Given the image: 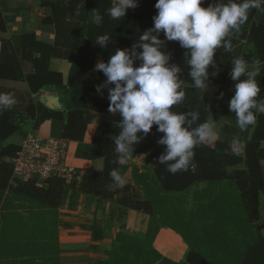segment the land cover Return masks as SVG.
I'll use <instances>...</instances> for the list:
<instances>
[{
    "label": "trees",
    "instance_id": "16d2710c",
    "mask_svg": "<svg viewBox=\"0 0 264 264\" xmlns=\"http://www.w3.org/2000/svg\"><path fill=\"white\" fill-rule=\"evenodd\" d=\"M156 2L157 0H135L136 7L128 8L123 17L113 20L108 14L113 0H56L50 4L52 15L45 18L46 22L54 25L56 39L53 45L38 41L33 33L14 34L8 39H1L0 53V79H24L29 88L27 93L15 94L10 89L0 87V93H11L15 99L11 107L0 109V142L13 136L19 129L14 123L15 113L28 115L34 127L55 115L42 105L34 103L31 94L46 84L62 82L61 73L50 70L48 62L51 57L65 58L70 62L67 85L72 89L70 97L73 108L68 110L64 120L63 138L78 142V156L102 159L103 162L101 169L87 171L81 175L80 191L101 199H112L116 195L117 202L122 206L149 214H152L154 209V201L160 199L157 193H148L146 199H140L130 184L121 187L110 175L113 171L118 173L123 164L121 160L124 161L126 155L118 153L115 145V138L122 130V115L120 114L115 123H100L90 144H85L83 137L90 114L93 111L106 112L110 104L109 99L95 96L99 84L107 82L103 70L93 68L92 57L95 50L100 48L103 51L104 63H108L116 51L127 50V54L133 59V66L139 67L142 61L138 56L143 51L140 45L144 43L140 37L154 28L153 18L158 14ZM227 2L228 0H203L202 6ZM235 2L241 3L242 0ZM260 8L264 9V3L261 1ZM68 10L74 14L68 16ZM92 11L100 14L99 24L93 22ZM5 29L6 20L0 11V31ZM101 35L108 36L103 45L96 43L97 37ZM153 35H157L162 42L160 49L169 57L167 64L179 69L177 77L182 81L180 90L185 93L184 99L173 105L170 110L185 115L183 126L192 131L208 121V101L204 97V88H197L189 74V50L182 47L178 40H167L163 31L153 32ZM243 40L246 42V48L242 50L239 43ZM225 42L231 44V50L225 49ZM237 58L245 60L247 71H250V66L259 69V75L255 77L260 88L255 97L257 108L251 110L257 119L254 125L247 126L253 130L250 140L242 149L232 147L227 139L217 141L213 145L198 141L192 150L193 155L189 157L188 167L172 173L168 170V165L175 161H160L167 146L160 144L159 140L165 134L157 130L158 125L153 124L147 134L143 131L137 133L139 140L131 145L130 153L147 157L152 166L157 192H183L200 181H233L240 193L246 222L250 224L259 218L260 200L261 196L264 197V167L261 163L264 160V147L261 145L264 140V113L258 111L260 103H264V11L250 9L245 24L239 31L230 30L221 46L215 50L213 62L207 68L208 78L205 86H218L217 106L224 115L235 121V113L230 110L229 103L237 83L231 79V69ZM256 60L259 64H254ZM247 78V75L241 77ZM193 113L198 114L195 120L192 118ZM17 150L18 144L9 143L0 151V190L6 189L9 193L19 194L49 209L56 208L66 188L65 180L49 178L39 185L33 179L23 181L13 176L11 159ZM133 174L134 181L138 183L135 170ZM187 261L191 264H211L195 252L188 254ZM238 264H264V237L247 240L243 257Z\"/></svg>",
    "mask_w": 264,
    "mask_h": 264
},
{
    "label": "crops",
    "instance_id": "0c3cea01",
    "mask_svg": "<svg viewBox=\"0 0 264 264\" xmlns=\"http://www.w3.org/2000/svg\"><path fill=\"white\" fill-rule=\"evenodd\" d=\"M55 1L0 0V11L6 20L5 31H0V53L1 39L14 34L33 33L38 41L53 45L54 25L45 18L52 15L50 4ZM72 14L71 10L67 11L68 16ZM239 44L242 50L246 48L244 40ZM102 52L97 48L92 57L95 69L98 63L105 61ZM166 66L171 68L169 64ZM48 67L61 73L62 82L42 86L31 98L55 115L36 127L33 121H25L13 136L0 142V151L5 145L17 144L27 133H32L42 138L64 139L65 163L81 175L101 169L102 159L78 156V142L62 135L67 112L73 108L72 89L67 85L70 62L51 57ZM25 69L27 71L28 67ZM254 69L250 66V71ZM0 87L15 94L29 90L24 79H0ZM114 87V83L101 82L95 96L109 99V90ZM217 90V85L204 87L208 101L207 123L213 134V138L205 142L213 145L227 139L232 147L242 149L250 140L253 128L241 130L234 119L221 112L217 106ZM120 114L109 109L93 111L84 132V143L92 142L100 123H115ZM261 145L264 147V140ZM124 161L118 171L124 184H130L140 199H146L148 193L153 195L154 191L160 198L154 201L152 214L122 206L116 195L112 199H101L85 194L80 191L79 182L66 179L59 205L53 209L6 189L0 190V239L14 234L12 237L19 246V264H191L187 261L191 252L205 257L211 264H238L247 240L264 237L262 227L259 228L264 220L263 196L259 218L247 224L240 193L233 181H200L183 192H157L152 166L145 155L126 153ZM261 163L264 167V160ZM134 170L138 183L133 178ZM16 204H19V214L15 218H3ZM0 264L4 263L0 261Z\"/></svg>",
    "mask_w": 264,
    "mask_h": 264
},
{
    "label": "clouds",
    "instance_id": "9594fccd",
    "mask_svg": "<svg viewBox=\"0 0 264 264\" xmlns=\"http://www.w3.org/2000/svg\"><path fill=\"white\" fill-rule=\"evenodd\" d=\"M203 0H157L155 8L158 14L154 16V28L146 31L140 40L143 51L138 59L142 61L139 67H133V59L127 50H118L108 63H98L97 70H103L108 83L115 87L109 90V111H119L123 117L122 129L115 138L118 153H130L131 145L138 142L137 133L147 134L153 124L158 125V131L165 135L159 143L166 145V153L160 157L162 163L175 161L168 165L172 173L185 169L193 148L197 142L213 138L210 125L205 122L192 131L184 127L185 115L171 111L173 105L179 104L185 96L180 90L182 81L178 80L179 69L167 67L169 57L161 49V40L153 32L163 31L167 40H178L182 47L189 50L191 66L190 76L195 86L203 89L208 78L207 68L213 62V55L230 30L239 31L248 19L252 8H260V0H228L227 3L203 7ZM135 0H113V6L108 14L113 20H118L126 14L128 8L136 7ZM94 23L99 24L101 16L93 13ZM107 35L98 36L96 43L103 45ZM226 50H231V44L225 42ZM259 64V61H254ZM248 65L242 58L234 60L231 69V79L237 81L234 96L229 108L235 113L236 124L241 130L256 123L257 116L251 111L257 108V97L260 88L255 79L259 69L247 71ZM247 75V79H241ZM99 91V88H97ZM15 103L11 93H0V109L9 108ZM258 111L264 113V103ZM198 114L193 113V120ZM191 123V122H189ZM125 161L121 160V163ZM110 175L123 186L125 181L116 171Z\"/></svg>",
    "mask_w": 264,
    "mask_h": 264
},
{
    "label": "built area",
    "instance_id": "2783aa9c",
    "mask_svg": "<svg viewBox=\"0 0 264 264\" xmlns=\"http://www.w3.org/2000/svg\"><path fill=\"white\" fill-rule=\"evenodd\" d=\"M14 123L21 127L32 119L25 113H15ZM12 157L13 176L23 180L44 183L49 178H61L80 182L81 174L65 163L66 142L64 139L42 138L27 133L18 143Z\"/></svg>",
    "mask_w": 264,
    "mask_h": 264
},
{
    "label": "rangeland",
    "instance_id": "374dc122",
    "mask_svg": "<svg viewBox=\"0 0 264 264\" xmlns=\"http://www.w3.org/2000/svg\"><path fill=\"white\" fill-rule=\"evenodd\" d=\"M19 204H16V207L13 206V208L8 209L7 213H5L3 218H8L14 216V218L19 214ZM30 208V207H29ZM4 214V213H3ZM15 225V224H14ZM262 227L263 233H264V220H262L261 225H259V228ZM6 233V232H5ZM7 234V233H6ZM8 237V238H4ZM1 237L0 239V261L4 264H19V246L17 245L16 241L14 240L12 236L14 234H7ZM10 238V239H9ZM7 263H6V261Z\"/></svg>",
    "mask_w": 264,
    "mask_h": 264
}]
</instances>
